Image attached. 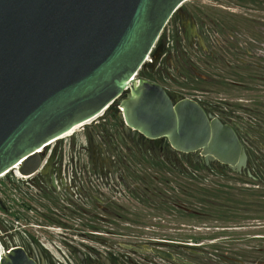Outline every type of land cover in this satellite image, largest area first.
I'll list each match as a JSON object with an SVG mask.
<instances>
[{
  "label": "rangeland",
  "instance_id": "374dc122",
  "mask_svg": "<svg viewBox=\"0 0 264 264\" xmlns=\"http://www.w3.org/2000/svg\"><path fill=\"white\" fill-rule=\"evenodd\" d=\"M161 43L164 55L157 57ZM137 78L161 85L171 98L198 102L206 112L234 128L249 156L246 172L254 179L224 166L193 164L191 155L170 152L167 140L156 150L149 146L139 150L128 143L130 157L114 140L118 156L128 158V162L118 164L117 173L128 171L124 180L130 187L127 195L120 181L116 201H179L185 208L177 215L168 212L171 219L161 215L165 221L145 220L143 226L150 230L140 231L138 238L116 237V243L133 246L116 249L117 254L135 264H178L134 246L144 243L192 264H264V2L187 0L163 28ZM113 108L107 111L117 115ZM95 137L102 139L100 130L90 122L45 149L65 153L64 165L70 161L66 173L72 178L66 177L70 185L66 192L58 180L53 190L44 180L35 186L15 172L0 175L1 254L14 247L28 250L33 236L46 244L49 237L59 242L62 230L43 215H78L72 206L78 205L74 193L80 189L76 172L90 162L83 153L71 161L69 153L73 156L76 151L97 149ZM46 162L47 154L41 167ZM34 225L57 230H40ZM53 256L69 264L66 256L73 258L75 254L70 256L61 248L53 251Z\"/></svg>",
  "mask_w": 264,
  "mask_h": 264
},
{
  "label": "water",
  "instance_id": "95a60500",
  "mask_svg": "<svg viewBox=\"0 0 264 264\" xmlns=\"http://www.w3.org/2000/svg\"><path fill=\"white\" fill-rule=\"evenodd\" d=\"M186 1L0 0V175L31 176L49 144L119 103L131 132L254 179L230 125L198 102L171 98L161 85L137 78ZM143 252L192 264L149 246ZM0 264L39 263L14 247L3 250Z\"/></svg>",
  "mask_w": 264,
  "mask_h": 264
},
{
  "label": "flooded vegetation",
  "instance_id": "af4514ba",
  "mask_svg": "<svg viewBox=\"0 0 264 264\" xmlns=\"http://www.w3.org/2000/svg\"><path fill=\"white\" fill-rule=\"evenodd\" d=\"M257 1L264 2V0ZM159 50L155 54L157 57L160 53L164 55L163 43H161ZM117 106L118 104L115 103L113 109L118 110ZM93 125L100 130L102 138L99 141L95 137L97 149H85L83 152L76 151L73 153V156L72 152L69 153L71 161H74L76 156L80 157V155L85 154L90 162V165H84L76 172L80 181V189H78L77 193H74L77 197L78 201L76 202L78 205L75 206L72 204V206L76 208L78 215L74 216L75 218L68 217L62 213L43 215L44 220L55 224L59 230H62L63 233H60L58 236L59 242H55L49 237L46 240L48 244H46L33 236L29 239L28 250L21 247L29 255L35 256L39 264L42 261L44 264H67L53 256V251H61V248L65 249L70 256L75 254L73 258L66 256L69 264H135L126 256L118 255L116 252V249L124 250L133 247L131 243H116L115 238H138L141 236L139 234L140 231L150 230L148 227L143 226L145 220L165 221L162 219L163 215H165L163 217L166 219H171L168 212L177 215L180 211H185V208L180 205L179 201H116V193H119L117 191L120 181L126 187L127 195L130 193V187H128V184L124 180L128 175V171H123L124 176L122 175L123 173H117L119 170L118 164L128 162V158L119 157L112 142L114 140L119 142L126 156L130 157L128 143H132L139 150H143L142 148L145 146L156 150L162 148V141L165 139L151 141L136 132H131L124 126L123 120L118 114L113 113V110L106 111L99 119L93 122ZM233 130L238 137L236 130L234 128ZM45 153L47 154L46 164L26 179L30 180L33 185L39 180H44L46 185L53 190L57 189L56 182L58 180L60 189L66 192L70 189V185L67 183L68 179L66 178L70 176L66 173V170L69 169L70 161H65L64 165L65 153H62L59 149H51L49 151L45 150L42 153L41 162L42 157L46 155ZM176 153L182 154L179 152ZM182 155L185 157L191 155L193 164L196 162L203 163L208 168H211L213 165L227 167L216 161L209 162L206 165L194 153ZM98 160H100L99 164ZM76 173L74 174L75 179L77 178ZM71 178L72 175L69 180ZM75 189L77 188L75 187ZM35 203L39 204L43 202L35 201ZM139 210L140 212H138ZM34 211L36 212V210ZM159 211L162 214H159ZM188 213L193 214L194 211L188 209ZM34 227L47 231L57 230V228H49L41 225H34ZM75 235L81 239L75 240ZM91 238L96 239L97 242H91L89 240ZM158 243H161L160 245L163 243L169 244V242L165 241H158ZM134 246L143 250L148 245L135 243Z\"/></svg>",
  "mask_w": 264,
  "mask_h": 264
},
{
  "label": "bare ground",
  "instance_id": "6f19581e",
  "mask_svg": "<svg viewBox=\"0 0 264 264\" xmlns=\"http://www.w3.org/2000/svg\"><path fill=\"white\" fill-rule=\"evenodd\" d=\"M88 123H90V122H88ZM88 123H87V124H88ZM84 125H85V124H83V125L81 124V125H78V126L74 127L71 131H69L68 133H66V134H64L63 136H61V139L73 135L74 133H76V132H77L81 127H83ZM49 145H51V144H49ZM16 174H17V176H19L20 178H23V175H20V174L17 173V172H16ZM0 255H1V253H0Z\"/></svg>",
  "mask_w": 264,
  "mask_h": 264
},
{
  "label": "built area",
  "instance_id": "2783aa9c",
  "mask_svg": "<svg viewBox=\"0 0 264 264\" xmlns=\"http://www.w3.org/2000/svg\"><path fill=\"white\" fill-rule=\"evenodd\" d=\"M146 61H147V59H146ZM119 110H122L120 107H119ZM38 152V151H37Z\"/></svg>",
  "mask_w": 264,
  "mask_h": 264
}]
</instances>
